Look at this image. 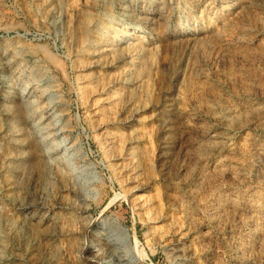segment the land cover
I'll list each match as a JSON object with an SVG mask.
<instances>
[{
  "label": "rangeland",
  "instance_id": "rangeland-1",
  "mask_svg": "<svg viewBox=\"0 0 264 264\" xmlns=\"http://www.w3.org/2000/svg\"><path fill=\"white\" fill-rule=\"evenodd\" d=\"M0 264H264V0H0Z\"/></svg>",
  "mask_w": 264,
  "mask_h": 264
},
{
  "label": "bare ground",
  "instance_id": "bare-ground-1",
  "mask_svg": "<svg viewBox=\"0 0 264 264\" xmlns=\"http://www.w3.org/2000/svg\"><path fill=\"white\" fill-rule=\"evenodd\" d=\"M161 15V14H160ZM9 47V46H8ZM7 51H8V49H7ZM4 53V52H3ZM16 56V55H15ZM11 57V56H10ZM8 63V62H7ZM14 63H15V61H14ZM11 65V64H10ZM10 65H9V67H10ZM12 69V68H11ZM16 69V68H15ZM14 73V72H13ZM31 91V90H30ZM36 92V91H35ZM31 93V92H30ZM37 98H39V97H37ZM37 100H39V99H37ZM45 109H47V107L45 108ZM40 110V109H39ZM41 110H43V109H41ZM48 110V109H47ZM34 111H36V110H34ZM25 112V111H24ZM44 112V111H43ZM52 112V111H51ZM35 114V113H34ZM49 114H50V112H49ZM53 114V113H52ZM45 115V114H44ZM40 117V116H39ZM47 117V116H46ZM53 117V116H52ZM44 119V118H43ZM49 120V119H48ZM37 121V120H36ZM42 121V120H41ZM34 122V121H33ZM40 121H38L37 123H39ZM50 122V121H49ZM41 123V122H40ZM51 123V122H50ZM49 123V124H50ZM48 124V123H47ZM43 125V124H42ZM35 126H37V125H35ZM48 126V125H47ZM52 127H54V126H52ZM52 127H50L49 126V128L51 129ZM57 127V126H56ZM37 128V127H36ZM39 128H41L42 129V126L41 127H39ZM44 128V127H43ZM48 128V127H47ZM45 129V128H44ZM37 132H38V130H37ZM40 132V131H39ZM42 132V131H41ZM44 132V131H43ZM57 132V131H56ZM46 133V132H45ZM58 133H59V131H58ZM63 133V132H62ZM44 134V133H43ZM54 134V133H53ZM48 135V134H47ZM57 136V135H56ZM51 137V136H50ZM49 137V138H50ZM43 138H45L46 139V137H43ZM47 138H48V136H47ZM55 138V137H54ZM43 141V140H42ZM36 142V141H35ZM52 142H53V140H52ZM37 144V143H36ZM35 144V145H36ZM40 144V143H39ZM53 144V143H52ZM58 146V145H57ZM46 147V146H45ZM57 148V147H56ZM36 149V148H35ZM38 149V148H37ZM36 149V150H37ZM40 149V148H39ZM50 149V148H49ZM51 149H52V146H51ZM40 151V150H39ZM43 152V151H42ZM54 152V151H53ZM41 153V152H40ZM51 153V152H50ZM40 155V154H39ZM40 158V157H39ZM40 159H38V161H39ZM42 162V161H41ZM40 163V162H39ZM41 164V163H40ZM39 165V164H38ZM41 170V169H40ZM27 207V206H26ZM24 208V207H23ZM30 219V218H29ZM33 219V218H32ZM31 219V220H32ZM33 221V220H32ZM40 230V229H39ZM127 237H128V235H127ZM176 251V250H175ZM175 251H173V252H175ZM177 253V252H176ZM175 255V254H174ZM176 256V255H175ZM124 261V260H123Z\"/></svg>",
  "mask_w": 264,
  "mask_h": 264
}]
</instances>
